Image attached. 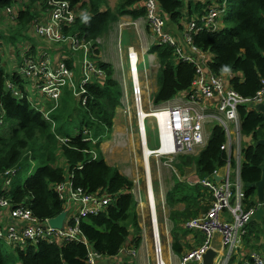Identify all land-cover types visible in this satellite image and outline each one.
I'll return each mask as SVG.
<instances>
[{
	"label": "trees",
	"instance_id": "trees-1",
	"mask_svg": "<svg viewBox=\"0 0 264 264\" xmlns=\"http://www.w3.org/2000/svg\"><path fill=\"white\" fill-rule=\"evenodd\" d=\"M21 1L0 0L5 15L11 20L15 13L8 14V7L14 9L16 3ZM46 1L29 0L27 7L22 6V11L18 12L15 20L19 27L18 32L9 36L11 42H16L21 34L23 37V32L34 29L39 17L37 12L44 10L43 4ZM63 1L79 7L76 22L70 28L65 27L64 34L79 35L80 38L87 36L88 40L102 38L112 25L119 22L121 16L131 15L137 19L147 14L145 8L131 9L143 0H119L114 10L105 12L102 11L103 0ZM202 1L189 0L186 6L184 0H158L159 14L166 20V30L174 38L183 36L186 25L191 23L192 15L197 11L199 16L192 22L201 31L194 32L192 45L209 58V66L214 74H240V79L232 80L233 88L244 97H254L264 80V0ZM212 8L219 9L221 13L229 12L228 17L217 18L215 30L205 26L200 20ZM23 49L30 56H37L44 51L32 44L22 45ZM153 49L161 65L157 78L158 90L154 95L155 104L160 105L188 90L196 77L197 68L180 59L177 48L169 44H157ZM95 50L97 51L96 45ZM5 53L6 47L0 44V56ZM96 55L93 57L94 62L106 73L101 77H93V82L87 86V106L78 104L74 93L72 98L70 92H65L60 107L52 110L49 117H44L34 105L42 99L39 96L29 95L24 90L28 95L24 99L13 97L6 88L7 79H11V76L4 70L0 71V112H6V122H10L7 136L0 134V180L3 181L9 170L18 173L27 169L22 163L30 162V157L33 161H40L42 166L23 183L14 181L10 198L14 207L29 201L33 214L41 221L56 218L66 210L55 189L59 184L71 181L74 189H82L87 193L102 190L115 196L116 201L103 213L83 217L79 227L89 247L95 253L108 258L117 256L128 242L140 248L143 238L140 237L142 228L133 193L135 184L119 173L117 168L109 166L101 152L102 143L112 133L110 129L122 92L119 83L112 78L115 74L113 65L101 61L99 54ZM66 62L71 68V60ZM35 97L38 100H34ZM54 107L52 104L47 110ZM74 114L77 116L73 117ZM240 116L242 134L253 138L252 145L243 149L241 165V180L246 191L245 203L252 207L259 205L256 184L263 176L264 146L258 145V141L264 140V116L256 111L247 112L244 108H241ZM74 122L75 135H71L69 126ZM64 136L70 141L63 142L64 138L61 137ZM225 142L224 131L216 128L197 159L185 157L188 160L186 166L195 164L200 180L215 175L222 176L229 161L236 166L233 158L230 159L227 152L222 150ZM179 168L182 170L183 167ZM201 189L203 188L200 185L177 183L173 197L166 199V205L170 209L169 219L173 225L171 234L175 238L172 249L176 255L185 251L179 235H194L198 244L204 239L201 233L184 229L185 223L197 218L200 211H207L211 205V195ZM178 202L185 205L184 210L177 209L175 204ZM252 226L253 222L249 226L250 234L246 239L249 251L257 248L253 243L258 240ZM184 243L189 247L185 241ZM3 245L0 242V264H8V258L2 253ZM12 250L21 264H87L89 256L88 247L76 242H42L27 249ZM236 260L237 258L232 264Z\"/></svg>",
	"mask_w": 264,
	"mask_h": 264
},
{
	"label": "built area",
	"instance_id": "built-area-1",
	"mask_svg": "<svg viewBox=\"0 0 264 264\" xmlns=\"http://www.w3.org/2000/svg\"><path fill=\"white\" fill-rule=\"evenodd\" d=\"M158 5V0H145L143 6L147 9L145 18L147 30L158 38V45L169 44L177 48L176 51L180 59L195 65L197 74L188 90L181 92L172 100L152 108L150 113H146L142 78L147 77L148 72L143 70L145 74H140L142 60L139 59L138 52L135 46L132 45L126 53L130 62L131 77L125 75L123 65H121V73L123 74L121 75L132 84L133 104L132 108H125L127 109L125 113L127 115H132L133 112L137 114V132L140 135L139 139L142 141V145L149 153V157L153 154H159L158 156L172 158L198 148L203 150L213 136L214 130L220 128L226 135V142L222 145V150L227 152L230 159L233 158L234 162L236 161L237 164L242 165L243 145H251L253 138L242 134L240 110L244 108L247 112H257V107L264 105V80L261 89L254 97L242 96L232 86V80L240 79V77L235 76V73L232 72L214 74L209 66V58L192 45L194 32L201 31V28H198L192 22L194 19L186 25V31L183 32L182 36L184 43L181 44L166 30V20L161 18ZM2 8L3 6L0 3V9ZM78 8V6L72 5L68 1L47 0L43 4L44 10L40 11L44 15L38 17L34 29L28 31L32 38L46 40L48 48L52 51L55 45H63L68 46L70 51L74 52L69 53L70 55L80 52L83 57L78 65L83 61L82 67L94 69L90 73L84 72L83 75H80V81L76 83L77 87L74 90L75 96L78 95L77 98L80 100V104L82 103L85 106L88 98L87 86L93 82L91 75L101 77L100 71H97L101 69L98 68L93 57L98 54L95 50L96 43L102 40L101 38L88 40L87 36L80 38L79 35L64 34L63 29L65 27L70 28L76 22ZM135 8H138L137 5ZM7 13L12 15L15 11L8 7ZM19 13L15 14L16 19ZM220 14L219 9L212 8L208 15H203L200 20L205 26L215 30L217 28L216 20ZM153 39L152 44H155L156 39L154 37ZM92 41L94 43H91ZM51 45H53V48ZM149 49L150 47H147L144 51ZM60 50L65 51L64 49ZM16 52L13 55L10 51L8 55L22 59L26 57L28 60L21 69H19V65L13 69L18 72L22 83L14 80H8L6 83L12 95L22 100L28 96L25 93L26 91L29 95H36L39 98H42V96L51 98L52 102L53 99H57L60 91L69 81L70 67L65 63H62L60 67H52L47 56V52H50L48 50L41 51L37 56L26 54L24 49H17ZM118 52L120 54L122 52L120 45L118 46ZM133 56L137 59V67L134 66ZM155 58H157L156 53L150 60L154 61ZM2 69L0 61V71ZM4 118V115L0 112V125L4 124L2 120ZM148 118H153L156 122L159 136L158 151H150L147 148L148 130L145 121ZM209 126L213 128V133L207 131ZM232 164V161H229L221 182L215 181L213 177L194 181L193 185H200L203 188L201 189L202 192L207 191L211 195V205L205 213L184 224L185 230L201 233L204 239L201 244L196 245L193 249L183 252L177 259V264H203L204 257L210 249L217 253L213 264H232L235 258L243 264H264V259L256 252H250L248 258L244 261L243 254L246 253L244 241L248 235V227L257 212H259L261 204L252 207L247 206L245 203L246 191L240 176L241 170L234 177ZM149 165V158L145 157V166L148 170ZM15 174V170H9L5 173L3 179L4 194L0 196V209L2 211V222H0L1 243L13 249L23 250L30 246H37L42 242L48 244L76 242L88 247L87 264H135L134 260L138 257V251L134 248L124 250V247L117 256L108 257V259L116 258L114 263L106 262V257L95 253L89 247L79 228L83 217L103 213L116 201L115 196L102 190L87 193L82 189H74L71 181L57 185L55 189L60 200L65 204L67 219L64 230L54 229L49 224L50 219L41 221L33 214L29 201L17 207L12 205V199L8 194ZM146 186V191L141 190L136 194L133 190V193L135 197L141 198L143 191L149 206L147 203L144 204L143 201L141 202L142 206L149 209L157 208L154 188L149 181L146 182ZM8 218L11 220L10 222ZM151 218L153 234L150 237L152 253L149 259L152 264H174L172 259L171 261L167 260L166 253L162 250L159 213L152 212ZM143 238L145 239V237ZM216 241L220 243L221 248L219 250L214 246ZM122 254H126L123 257H127L128 261L118 258Z\"/></svg>",
	"mask_w": 264,
	"mask_h": 264
},
{
	"label": "rangeland",
	"instance_id": "rangeland-1",
	"mask_svg": "<svg viewBox=\"0 0 264 264\" xmlns=\"http://www.w3.org/2000/svg\"><path fill=\"white\" fill-rule=\"evenodd\" d=\"M20 1V0H18ZM87 1V0H86ZM185 5L187 6V3L189 0H184ZM195 2V0H193ZM29 0H22L20 3H16V6L14 8L15 14H17L19 11L22 10V6L27 7V3ZM103 9L102 11H111L114 10L118 5V0H103ZM203 3L206 2V0L202 1ZM145 0L137 5V9L144 8ZM25 7V8H26ZM21 8V9H19ZM5 9H0V44H3L6 47L7 52H12L14 55L17 49L22 50V45H26L28 43L36 46L37 48H42L44 50H48L50 52H47L48 59L50 60V64L52 67H60L62 63L67 64L66 60H71V68L70 70V77L69 81L65 84L66 86L60 91L59 97L57 99H53V102L51 98H48L46 96H42V99H40L38 102L34 103L35 107L44 115V117H49L48 115L52 110L55 108H59L61 105V100L65 92H70L71 96L72 93H74V90H76L77 82L80 81V75H83L84 72L90 73V71H94V69H85L83 66V61L78 65L80 59L82 58V54L80 52L75 54H69L74 53L70 51V48L68 46L63 45H55L54 50L48 48V42L44 39L40 38H32L31 34L29 32H23L24 36L22 37V34L17 37L16 42H11L9 39V36L18 32V26L15 22L16 15L11 20L8 16L5 15ZM39 13V17L43 16L44 14L42 12ZM208 14H205L204 16H207ZM79 16V13H78ZM199 14L197 11L194 12L192 15V19L198 18ZM221 19L224 17L229 16V12L226 11L225 13L220 14ZM131 17L134 21H139L140 18H142L145 21L146 16L139 17L137 19ZM127 16L123 19L122 16L119 20H121L122 23L126 21ZM15 19V20H14ZM224 27H221L223 29ZM225 28H228V26L225 25ZM115 30V35L117 36L115 41L109 40L111 37L112 31ZM134 28L125 26L121 30V36H119V30L117 26L110 27L106 34L103 36L101 44H102V51L107 50L105 52V55H103L106 61L111 62L113 60L115 53H118V46L120 45L121 50L125 53L127 51V48L131 45L138 44L139 42L142 44L145 42H152L154 39H156V42L154 45L157 46L158 44V38L155 37L151 31L144 28V25L140 23V32H136L134 34ZM34 35V34H33ZM153 35V36H151ZM119 37V38H118ZM9 39V40H8ZM179 41V43L183 44V38H175ZM8 42V43H7ZM120 42V44H119ZM154 45L152 43L149 44L150 49L147 51L140 52V58L142 59L140 64V74L144 75L145 73L143 70L148 72L147 77L142 78L143 82V99H144V109L146 113H150L152 108L158 106L154 102V95L158 90V84H157V78L158 74L161 69V65L157 58H155L154 61H151L150 58L155 54L154 52ZM53 48V45H51ZM60 49H64L66 51L65 54H62ZM137 50V48H135ZM58 52V53H57ZM53 53H56L55 55ZM54 56V57H53ZM124 57L120 58H127V54L125 53L123 55ZM117 58V56H116ZM27 58H19L17 56L10 57L8 54H2L0 56V61L2 67L5 69L6 72H8L11 76V79L14 81H17L18 83H22V81L19 78L18 72L16 70H11L14 68H17L19 65V69L22 68V66L25 65L27 62ZM158 61V62H157ZM100 71L101 75L105 74L106 72ZM115 74L113 75V79L116 80L119 85L122 92V97L119 100L120 105L116 108V113L113 118V126L111 130V135L109 139H105V141L101 145L102 149V155L105 160V162L111 166L115 167L119 170V173L127 176L131 181L137 183L134 187V191L136 194H138L141 190L146 191V182L149 181L151 186L154 188L155 198H157V208L149 209L145 206H142L141 202L143 201L144 204H148L149 202L145 199L144 192L141 193V198L135 197V200L137 202V211H138V219L139 223L143 228V233L140 235V237H145L147 242L150 245V237L153 234V226H152V218L151 214L152 212L159 213V231L161 233L162 237V250L163 252L166 250V246H168V250L171 251L170 245L174 243V236L167 233L169 231V227L172 225L169 219L170 215V209L164 205L165 199H170L173 197V190L176 187L177 183H194L195 180L200 179L198 175V169L195 164H191L186 166V163L188 160H186L185 157H190L193 159H197L199 156L201 148H198L194 151H189L184 154L177 155L175 157L169 158L165 156H158L159 154H153L149 157L150 162V168L149 170L145 166V146L142 145V141L139 139V133L137 132V114L135 112L132 113V115H127L125 112L128 108H132V84L131 82L123 77L120 70H114ZM125 71H127V66L125 67ZM122 74V75H121ZM235 76L241 77L240 74L235 73ZM91 77H95L94 75H91ZM228 78V76H227ZM33 94V93H32ZM124 95V96H123ZM76 95L75 97H77ZM73 98V96H72ZM88 99L85 102V105L88 104ZM34 100H38L36 97ZM55 106L53 109H48V107H51L52 104ZM78 104H80V100H78ZM77 114H74L73 117H76ZM4 121V124L0 126V134L2 136H7L9 131L10 122H6V118L2 119ZM12 123V122H11ZM145 124L147 126V130L149 133H147L146 137V144L147 148L150 151H158L159 150V136H158V130L156 129V122L153 118H148L145 121ZM76 125V122L70 124L69 129L71 135H75L73 132V128ZM208 132L213 133V128L211 126L207 129ZM88 135L89 132H87ZM63 142H69L70 140L68 137L64 136L61 137ZM248 145H243V148L247 147ZM243 150V149H242ZM96 157L97 154L95 153ZM184 164V165H183ZM236 166H233L232 173L235 176H237L238 172L241 170V164H237L235 161ZM26 165L27 169L21 170L18 172L17 176L15 177L14 181L23 183L29 176H31L37 168L41 167L42 164L40 161H33L30 157V162H24L22 163V166ZM179 166H182V170H180ZM22 168V167H21ZM241 176V171H240ZM243 183V182H242ZM4 188V182L0 180V189L3 190ZM1 190V192H2ZM202 191V190H201ZM184 195V194H183ZM182 195V197H183ZM184 198V197H183ZM140 203H138V201ZM182 202H178L177 206H179ZM179 204V205H178ZM201 205V204H199ZM1 209H0V222H2L1 217ZM206 211H200V215L202 213H205ZM9 222L11 221L8 218ZM192 220V219H190ZM253 222V228L255 232L258 235V240H256L253 245L257 244V248H255V252L260 255L264 259V204L260 205L259 212L255 215V217L252 220ZM168 227V228H167ZM250 230V228H249ZM166 232V236H165ZM145 239L143 238L142 241ZM203 242V241H202ZM169 244V245H168ZM134 249L139 251V249L131 244ZM142 245V244H141ZM141 247V246H140ZM184 250L190 249V247H186L185 243L183 244ZM192 249V248H191ZM248 249V248H247ZM152 250V249H151ZM245 250V247H244ZM2 253L5 257L8 258V264H21L19 262V259L15 256L14 251L11 247L7 245L2 246ZM180 257V256H178ZM178 259V258H174ZM137 258H135L134 263L136 264ZM174 264H177L178 262L173 261ZM150 264L151 261H150Z\"/></svg>",
	"mask_w": 264,
	"mask_h": 264
},
{
	"label": "crops",
	"instance_id": "crops-1",
	"mask_svg": "<svg viewBox=\"0 0 264 264\" xmlns=\"http://www.w3.org/2000/svg\"><path fill=\"white\" fill-rule=\"evenodd\" d=\"M119 1V0H118ZM128 16H131V15H128ZM127 16V17H128ZM125 23H127V26H129V27H131L132 26V28H134L135 30H134V34L137 32H140L141 30H139L140 29V23H142L143 25H144V28L145 29H147V25H146V22L142 19V18H140L139 19V21H134L131 17H128V18H126V21H125ZM116 35H115V30H113L112 31V33H111V37L109 38V40H111V41H115V39H116ZM179 37H182L181 35H179ZM119 38V37H118ZM150 43H152V42H150ZM149 42H143V44H141L140 42L138 43V44H135V48H137V51L139 52V54H140V52H142V51H144L147 47H149V44H150ZM107 51V50H106ZM105 50H103V54L105 55V52H106ZM114 54H115V56H114V58H113V60H111V62L112 61H115V59H116V56H118V54L117 53H115L114 52ZM103 58H105V57H103ZM156 205H157V198H156ZM164 205H166V199H165V204ZM167 206V205H166ZM168 207V206H167ZM177 209L178 210H180V211H182V210H184L185 209V205H183L182 203L179 205V206H177ZM142 227V226H141ZM168 228V227H167ZM172 228H173V225H171L170 227H169V231H167V233L168 234H170V232L172 233ZM142 231H143V228H142ZM250 234V233H249ZM172 235V234H171ZM165 236H166V232H165ZM179 237L181 238V243H182V245L184 244V241L189 245V247L191 246V248L193 249L196 245H198V239L194 236V235H185V236H182V235H179ZM131 240H132V238H131ZM169 245V244H168ZM257 245V244H256ZM214 246H215V248L216 249H220L221 248V246H220V243H219V241H216L215 242V244H214ZM170 247V249H171V251H169L168 250V246H166V250H165V253H166V258H167V260L168 261H171V259L174 261L175 260V262H177V260L176 259H174V258H179L178 256H180V255H176L175 253H174V251H173V249H172V247L171 246H169ZM131 248H133V246L131 245V242H128V244L124 247V250H129V249H131ZM191 248L189 249V250H191ZM139 249V251H138V257H137V263L136 264H149L150 263V259H149V256L151 255V253H152V250H151V248H150V245H149V243L147 242V240H146V238H145V240L144 241H142V245H141V247L140 248H138ZM186 250H188V249H186ZM254 249L252 248V250L251 251H253ZM245 251H246V253H244L243 255V257H244V261L248 258V256H249V249H247L246 247H245ZM184 253H185V251H184ZM126 254H122V255H120L118 258H121V260H124V261H128V259H127V257H123V256H125ZM116 261V258H114V259H108L107 258V260H106V262H108V263H114ZM234 264H243V262H241V261H239V260H236V262H234Z\"/></svg>",
	"mask_w": 264,
	"mask_h": 264
},
{
	"label": "water",
	"instance_id": "water-1",
	"mask_svg": "<svg viewBox=\"0 0 264 264\" xmlns=\"http://www.w3.org/2000/svg\"><path fill=\"white\" fill-rule=\"evenodd\" d=\"M257 112L263 114V116H264V105L258 106ZM258 145L264 146V140L258 141ZM214 180L217 182H221L222 177L214 176ZM256 189H257L259 203L264 204V167H263L262 179L256 184ZM66 219H67V212H63L58 217L52 218L50 220L49 224L54 229L64 230ZM216 256H217L216 251H214L213 249H210L204 257L203 264H213Z\"/></svg>",
	"mask_w": 264,
	"mask_h": 264
},
{
	"label": "clouds",
	"instance_id": "clouds-1",
	"mask_svg": "<svg viewBox=\"0 0 264 264\" xmlns=\"http://www.w3.org/2000/svg\"><path fill=\"white\" fill-rule=\"evenodd\" d=\"M138 5V4H137ZM136 6V5H135ZM135 6L134 7H132L131 9H137V8H135ZM22 11V10H21ZM20 11V12H21ZM126 16H128V15H124V16H122V18L121 19H123L124 17H126ZM112 26H117L118 27V30H119V36H121V30L125 27V26H127V23H122L121 22V20H119V22H117L116 24H114V25H112ZM111 26V27H112ZM103 38V37H102ZM102 38H101V40H102ZM96 46H97V51H98V54H99V56H100V58H101V61H103V62H105V63H109V61H106L103 57V51H102V44H101V42H99V43H96ZM132 46V45H131ZM131 46H129V47H131ZM134 46V45H133ZM129 47L127 48V51H128V49H129ZM127 51L125 52V53H127ZM138 52V51H137ZM123 51L121 52V54H120V52H118L117 54H118V56H117V58L115 59V61H112V62H110L112 65H113V67H114V69L115 70H120L121 71V65H123V69H124V73H125V75H128L129 77H131L130 76V62L128 61V58H120V57H124L123 55L125 54ZM6 54H8V52L6 51ZM138 57H139V59L140 60H142L141 58H140V54H139V52H138ZM127 66V71H125V67ZM2 70H4L5 71V69L3 68ZM1 70V71H2ZM11 70H13V69H11ZM103 72H104V70H102ZM6 72V71H5ZM8 73V72H7ZM8 80H13V79H7V81ZM15 82H17V81H15ZM6 88H7V86H6ZM8 89V88H7ZM10 91V90H9ZM13 96V95H12ZM14 97V96H13ZM88 98H89V96H88ZM52 104V103H51ZM3 115H4V117L6 118V112H4V111H2L1 112ZM0 126H2V125H0ZM148 136H149V133H148ZM212 138V137H211ZM210 141V140H209ZM209 143V142H208ZM253 143V142H252ZM208 145V144H207ZM252 145V144H251ZM201 153V152H200ZM199 153V154H200ZM17 171H16V174H15V176L13 177V182H12V184H11V188H10V191H9V196H10V192H11V190H12V187H13V183H14V179H15V177L17 176ZM215 176H217V175H215ZM220 177H222V176H220ZM214 178V177H213ZM4 194V192L2 191V194L1 195H3ZM260 204V203H259ZM64 212H66V210L64 211ZM200 216V215H199ZM198 216V217H199ZM51 220V219H50ZM251 224V223H250ZM250 226V225H249ZM187 231V230H186ZM249 236V227H248V235H247V237ZM247 237L245 238V244H244V247H246L247 248V246H246V239H247ZM163 242V241H162ZM171 247H172V245H170ZM13 249V248H12ZM250 252H255V250H253V251H250ZM249 252V253H250Z\"/></svg>",
	"mask_w": 264,
	"mask_h": 264
},
{
	"label": "bare ground",
	"instance_id": "bare-ground-1",
	"mask_svg": "<svg viewBox=\"0 0 264 264\" xmlns=\"http://www.w3.org/2000/svg\"><path fill=\"white\" fill-rule=\"evenodd\" d=\"M134 57V66L135 67H137L138 66V64H137V59H136V57L135 56H133ZM145 157L146 158H149V153L145 150Z\"/></svg>",
	"mask_w": 264,
	"mask_h": 264
}]
</instances>
